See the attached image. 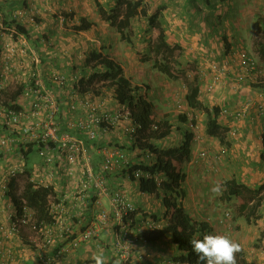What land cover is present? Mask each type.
<instances>
[{"label":"crops","instance_id":"crops-1","mask_svg":"<svg viewBox=\"0 0 264 264\" xmlns=\"http://www.w3.org/2000/svg\"><path fill=\"white\" fill-rule=\"evenodd\" d=\"M20 1L22 0H0V55L4 56L7 52V47H11L12 43L19 47V41L16 40L14 34L15 28L7 20H14L15 17L12 10L13 7L19 5ZM26 1L27 3H30V6L33 2H35L36 4L39 3V6L45 7V5L55 0ZM57 1L60 2V0ZM170 2L171 0H169L168 5L170 4ZM173 2L174 8H168L167 10L164 9L165 13L163 17L166 27L165 31L174 36L181 37L180 40H177V42L180 43L187 51H195V58L200 59L201 56H203V50L206 51V53L204 54L207 56L218 57L222 56L225 50L229 51L228 54L231 55L234 54V52H238L240 48H243L241 43L238 41V34L236 35L237 29H241L238 23V28L235 29L234 26L232 29L233 31H231L230 28H218L215 27V25L218 22L224 20L221 13L214 16L213 19L215 20V22H212V18H210L211 14L209 12H205L202 14L200 13L201 11H194L195 9L192 8V0H173ZM206 3L209 4L207 1ZM185 7L188 8L185 9ZM241 10H243V16H245L247 12H249L244 6H242ZM36 12H39V14L37 15ZM36 12L34 13V16H32L31 14H27L24 18H21L19 20L17 18L15 19L17 20V23H20V20H24L23 24L25 25V27L23 29V34L25 36H28L30 40L32 39V44L42 47V36L45 35V33L46 36L50 35L53 30V17L50 13H44L42 11V7L37 9ZM209 20L210 22H208ZM194 21H197V23L193 24ZM61 33L62 35H64L65 32L61 31ZM96 34L98 35L99 32H97ZM101 34L100 38L103 37ZM241 41L244 42L242 38ZM39 54L43 63V67L40 70L41 73H43L41 74V78L43 81H45L46 88L60 87L51 79L45 77V75L47 74V70L49 72V70L52 69L48 64L55 65L54 69L58 71H65L68 73H71V66L69 67L70 69H68L66 67V63L64 62V59H59L62 61L60 63H53L52 59L54 57V54H59V51L51 50L48 48L46 50L45 48L43 51H40ZM84 54L85 53L83 52V55ZM16 59L19 60L20 57ZM118 62L122 64L126 76L130 78V80L134 84L143 86L144 93L155 104L157 118L170 119V121L175 125L173 128V132L167 137L166 140L157 141L159 147L167 149L170 147L181 145L185 138L184 135L185 133H187L188 129H178L179 126H183L185 125V123L176 120L178 111H170V109H168V107L172 105V103H174L173 97L175 98L174 95H170L171 87L167 86V84H169L168 81H158L160 85L158 84V86L153 87V83L147 77V67L145 65H133L132 62L127 64H123L120 61ZM59 66H62V68H60ZM64 67H66V69H63ZM232 68L238 69L239 66L236 65ZM235 73L236 71L234 70L232 75H234ZM227 79L228 84H218V86L211 92L204 89L205 91H208L207 94L204 95L206 104L204 101L202 102L205 104V106H208V108H211L213 105H220L221 107H228L230 110L232 109V111H236L241 108L246 101L251 99L253 104L244 116H241V118H233L231 121V119L229 120V117H231L232 115H226L224 117V123L228 126H235L237 120H240L239 122L243 124L244 122L242 119L245 118L246 124L249 125L250 118L253 119V117H255L256 119L261 120V128H263L264 111L259 108V106L262 105L264 109V94H260L261 91H263L262 93H264V83H262L264 81L262 80V78L253 79L252 82L257 83L253 86L249 85V82H246L243 85H239V88H236L234 86L230 87L229 85V83L232 84L234 82L235 78L233 79V77L230 76L227 77ZM12 82L14 81L11 80L8 82L5 92L10 95H15L17 89L16 86L12 84ZM208 82H210V78L207 79L206 85ZM73 90L74 88L72 86L67 88L65 87L62 92H66H61L59 94L61 100H65L62 103L64 110L59 112L57 115L60 130L64 131V133H68L71 131L69 122L72 119H78L79 117L83 116L85 112L84 108L81 106L76 111L65 110L67 108V105L73 102ZM20 99L21 97L19 96L18 100ZM94 101L99 103L100 108H102L103 110L114 111L119 107L118 102L114 98V94L112 95L110 92H108V94L102 93V95L96 97V99L94 98ZM189 109L185 112H188L187 114L190 115V118L193 114L195 118H197V116L199 115H201V118H203L202 115H204V111L197 113L195 110H191V108ZM30 120L31 122L36 121L35 118H30ZM205 120L206 118L203 119V123H205ZM228 120L231 122L227 123L226 121ZM200 123L202 126V121ZM237 125H239V123ZM72 130H74V128H72ZM98 130H101V128ZM194 130L195 129H190V131L194 132V143L192 146L193 158L195 157L194 147L198 145V142L196 140L197 132ZM231 130L237 131L240 134V138L231 137L232 141H230L231 145L228 149V158L222 164L226 168L229 167L232 163L233 167H235L236 165H240L242 167V171L237 173L235 176L226 178L224 182L232 178H236L238 181L246 183L250 187H256L257 185H259V183L264 182V157L261 156L262 152H264V146L263 143L260 142L262 137L261 139L259 138L260 140L255 139L253 135V133H255L254 129H250L247 127L244 128V130L237 127H231ZM72 132L78 134V130L76 129ZM99 133L100 134H98L97 145H89L91 148L89 149V151L92 154L93 164L97 165L102 160L101 148L105 147L106 141H104V139L107 137L110 138V141L113 142V144L119 143L120 146L124 145V149L127 151L129 156H136V152L134 150L130 151L127 148L131 145L130 138L126 137L123 129L118 125L112 127L106 133L100 131ZM179 136L182 137V139L179 138L178 142L175 143L176 145L173 144L169 147H163L164 142L170 141ZM107 140L109 141V139ZM3 150V154H1L0 156V178L8 174V168L12 166L10 164L17 163L20 153H22L19 148L9 152L5 149ZM56 155L58 163L55 166V169L57 171V174L52 181L55 192L51 197V200L57 198V200L53 201L61 202L63 205L62 210L52 212L55 218L62 221L61 224H55L54 227H56V229L52 231V236L55 237L56 242L54 244L45 245V243H47L48 236H44L42 233H38L37 235L32 231L30 227L27 226L24 227L18 234L12 235L8 233L11 217L17 214L15 205L9 193L18 196V194L23 191L27 181V176L25 174H20L17 177H12L9 182L10 186L8 193L2 196V192L0 191V264H39L41 256L51 258L59 264H95L91 257L93 253L101 249L104 253L105 264H113V261L115 259L121 260L123 247L128 244L131 245L132 250L130 264L186 263V259H184L186 258V253L178 249L170 235H165L159 241L152 243L147 242L142 237H139V232L146 229L148 227V224L150 225L151 222H153L152 219H154L155 217L156 219L158 218V221H161L163 225L167 222L164 216L166 211V208L164 206V193L160 189L155 190L153 193L142 191L140 181L134 179L131 176L128 168L119 167L113 173L108 174V176L110 175L109 184L111 185V190H122V192H124L136 206V212L132 213L130 216L125 217V219L123 220L124 223H126L130 228V231H127L125 234L126 236H124L122 223L112 215V217L109 218L108 222L99 228L98 236L96 238H90L79 243L78 245H75L73 241L81 233V231L84 230V227L87 225H94L96 223L97 213L102 209H110V198L107 196H93L91 205L88 207V209L84 212L80 211V204L77 200H75V193L78 189L79 181L82 178L81 168L78 165L74 166L73 168L76 169L75 174L69 175L68 167L70 164L64 156L59 154V151H57ZM38 156L39 155L37 154L33 155L31 156V160L27 161L29 165L31 163L33 164L32 167L29 166V172H33L35 170L34 168H36L41 163L42 159L39 156L40 159L38 160ZM193 158L189 163L190 167H193L191 165L194 161ZM141 159L142 156L134 158L133 161L139 162V160ZM259 162H261V165ZM198 167L199 165H195L193 167L194 169L192 170V174L189 173V170H186L183 167V170L186 173V179L183 183L184 196L182 199L180 198V200H183L185 209L193 219L209 225L211 227L210 234H217L220 233L221 228L219 223L221 222H218L217 216H215V207H212V205L208 206V204L215 201L214 197H211V191L208 194V191L210 190L212 184V175L209 174L205 176L203 167ZM201 189L203 191H200ZM189 193H191V196H189ZM208 197L210 200L208 199ZM51 200L50 202H52ZM203 208L205 209V211L209 212L210 216L205 218V216L202 214ZM221 208H218L217 212L222 211ZM229 214V212L225 213L226 219H228ZM225 223L227 224V221H225ZM214 224H217L218 227H215L216 229L212 230V226ZM68 227L70 228L72 234H74V240H70V235L67 237V235L65 234V228ZM222 229H224V232L227 231L226 226H222ZM232 239L237 242H241L243 240V237L242 235H240V237H237V235L235 234ZM2 254H5L3 258H1ZM259 255L261 254H246L244 255V258L248 262V264H262L261 262L257 261V256ZM263 257L264 256H262L258 260H264Z\"/></svg>","mask_w":264,"mask_h":264},{"label":"rangeland","instance_id":"rangeland-1","mask_svg":"<svg viewBox=\"0 0 264 264\" xmlns=\"http://www.w3.org/2000/svg\"><path fill=\"white\" fill-rule=\"evenodd\" d=\"M97 1H99L107 11H110L116 3V0H60V2L55 0L45 5V7L39 6V3L36 4L35 2L31 4V9L33 10V12H36L37 9L42 7V11L44 13H50L53 17V30L50 36L46 37L47 44H54L52 50L59 51V54H54V57L52 59L53 63H60L62 61L59 59H64L66 67L70 69L69 67L71 66L70 70L72 71V73H68L65 71L62 72L69 78L71 82L70 86L72 87L73 82L81 75L78 69H74V66H79L80 64H82L86 55H89V53L93 50H97L100 53L105 52L104 54H107L112 59L120 61L123 64L131 62L133 63V65L143 64L147 67V77L153 83V87L158 86V84L160 85L158 81H168L169 84H167V86L171 87L170 95L175 96V98L173 97L174 103H172V105H170L168 109H170V111H178L177 115L189 109L186 99V90L188 89L187 79L197 80L200 86L202 87L200 88L201 97L199 96V102L201 105L191 110H195L197 113L204 111L205 113L204 115H202L203 118H201V115H199L197 116V118L194 117L195 123L193 125H190V123H186L185 125L178 127V129L183 128L184 130L195 129L194 131L197 132L196 140L198 142V145L196 146L197 148L194 147L195 157L193 158L194 161L191 165L193 167L195 165H199L198 168L203 167V170L205 171V176L209 174L212 175L211 188L213 187V185L220 186V191L218 193H213L211 191V188L208 191V194L211 191V197H214L215 200L213 201V203L208 204V206L212 205V207H215L216 209L215 216H217L218 222H221L219 223L221 228L220 233L226 234L230 238L235 236V234L237 235V237H240V235H242L243 237V240H240L241 242H239L241 244V251L236 254V263L240 264L241 260H245L244 255L246 254L252 255L253 253L254 255V253H260L261 255L257 256V261L264 264V260H258L259 258L264 256V204L261 206L260 212L258 211L260 215L257 216L258 214H255L252 218V221L248 222L245 217L243 215L238 214L237 211L238 206L242 202L241 198L234 197L231 201L228 202H223L220 199L225 179L231 176H235L237 173L242 171V167L240 165H236L235 167H233V163L230 164V166L227 168L223 166L222 163L228 158V149L230 148V146L227 147L226 145L222 144L217 137L208 136L206 133V125L205 123H203V119L206 118L207 113L205 110L208 107L205 106L206 99L204 95H206L208 91L211 92L212 90H214L218 86V84H228L227 77L231 76L233 77V79H236V76H238L242 71L245 70V68L242 66L240 60L237 57V53L234 52V54H231V56L228 54L229 51L225 50L222 56L210 57L205 55L204 53H206V51L203 50V56H201L200 59L195 58V51L188 50V53V51L180 43L177 42V40H180L181 37L174 36L165 31L166 27L164 24L163 16L165 10H167L168 8H174L173 0H171L169 5V0H145L148 5H150L151 12H154L157 9L161 8L159 21L164 27H162L164 29V37L169 43H176L180 47L177 52V61L179 63L177 64V66L178 70L180 71L178 73H182V75H180V78L178 79L171 78L165 74L160 73L157 69L154 68L153 65V59L156 57V53L150 52V47L152 46L153 41L160 38L159 32L153 26L151 27L150 25H148L147 21H145V19L139 15L133 21L132 41L129 42L123 40L122 38H120V35L116 31L115 26H113L110 21H108L106 18H103V16L100 14L98 10ZM206 1L207 0H192V8L195 9L194 11H201L200 13L202 14L205 12H209L211 14L210 18H212V22H215L213 17L221 13L224 20L218 22L215 27L230 28V30L233 31L232 29L234 26L235 29L238 28L237 23L240 25L239 27H241V29H237L236 31V35L238 34V41L245 49L244 51L247 52L250 57L257 62V66L259 65V67L257 68V71L259 72H251L249 73V76L254 77L253 79L262 78V80L264 81V56L260 53V42L262 41V27L264 22V0H209L211 4H207ZM242 6H244L249 11L245 16H243V10H241ZM20 8L23 7L20 5ZM186 8L188 7H185V9ZM36 13L37 15L39 14V12ZM81 17H85L87 21L95 24V26L91 28L92 30L80 29ZM208 22H210V20ZM196 23L197 21L193 22V24ZM61 31L65 32L64 35H62ZM97 32H99L98 35L96 34ZM100 34L103 36L102 38H100ZM50 37H54L53 41L50 40ZM241 38L244 42L241 41ZM83 52L85 53L84 55ZM225 62H228L227 64L229 66V73H227L224 77L221 78V80L216 84L214 89H212L211 91H205L204 89L207 90L206 86H208L213 81V77L215 75V70L213 66L220 65ZM39 64H41L40 60ZM48 65H50L51 68H55V65ZM236 65L239 66L238 69L232 68ZM36 66L37 65H35V69L37 68ZM59 67L62 68V66ZM66 67H64L63 69H66ZM232 69L236 71L234 75H232L234 71ZM45 77L48 78V74H46ZM208 78H210V82H208L206 85V81ZM235 79L234 82L232 84L229 83V85L230 87L234 86L236 88H239V85L237 84V81ZM12 84L16 86V89H18V84L16 82H12ZM103 92L106 94H108V92H110L112 95L114 94V90L110 86H104ZM142 92L144 93V91ZM4 94L5 95L1 98V101H6V98H10L11 96H13V94H7L5 90ZM19 101L21 102L23 100L20 99ZM202 101H204L205 104ZM231 115V117H229V120L231 119V121L233 118L235 119L237 117V115L235 116L234 112H232ZM229 120L226 122L230 123L231 121ZM242 120L244 122L243 124L239 122L240 120H237L235 126H228L226 124L228 127L226 141H232L231 137L240 138V134L235 130H231V127H237L243 130L247 127L250 129H254L255 133H253V135L255 139H261L262 137V139L259 140L261 143H263L264 123L263 128H261V120H258L255 117H253V119L250 118L249 125L246 124L245 118H243ZM201 121L203 123L202 126L200 123ZM27 122L31 123V120ZM238 123L239 125H237ZM74 130H72L71 127V131L68 133L71 134ZM232 131L236 133L233 134ZM108 138L104 139L106 143H110V141L107 140ZM179 138L182 139V137L180 136L172 140L169 139L170 141L163 143V147H169L177 143ZM166 139L167 138L163 140ZM84 141L86 145H88L86 140ZM157 145L159 147L158 143ZM102 149L103 148H101V150ZM202 153H205V155H202ZM33 155L36 154H32V156ZM130 157L131 160L135 158V156L133 155H130ZM39 159L40 158L38 156V160ZM150 160L146 161L145 163L149 164ZM259 163L261 165V162ZM29 166L32 167L33 164L31 163ZM183 167L184 169L189 170V173L192 174V170L194 168L190 167L189 163L183 165ZM200 191L203 190L201 189ZM189 196H191V193H189ZM218 208H221L222 211L217 212ZM226 212L230 213L228 219L225 218ZM202 214L205 216V218L210 216L209 212L205 211L204 208L202 210ZM225 221H227V224L225 223ZM222 226H226L227 231L224 232ZM215 227H218V225L214 224L212 226V230H215Z\"/></svg>","mask_w":264,"mask_h":264},{"label":"trees","instance_id":"trees-1","mask_svg":"<svg viewBox=\"0 0 264 264\" xmlns=\"http://www.w3.org/2000/svg\"><path fill=\"white\" fill-rule=\"evenodd\" d=\"M207 2L211 3L209 0H207ZM21 4H23L26 9L30 8V3H27L26 0L20 1L18 6ZM97 5L103 18H106L113 26H115L120 38L129 42L132 41L133 21L139 15L144 18L148 25L151 27L153 26L159 32L160 36L159 39L152 42V46L150 47V52L156 53V57L153 59L154 68L171 78H180L182 73H178L180 71L177 66V64H179L177 61V52L180 47L176 43H169L164 37V29L159 21L161 8L151 12L150 5H148L145 0H116L115 6L112 7L110 11H107L99 1H97ZM7 21L11 23L15 29L22 28V26L17 24L15 20ZM93 26H95L94 23L87 21L85 17H81L80 29L88 30ZM53 45L54 44L49 45L43 41V46L39 47V45H37L36 48L39 52L43 51L45 48L46 50L47 48L52 50ZM241 50L245 49L240 48L238 51ZM260 53L264 56V22L262 27V41L260 42ZM52 69L53 71L50 70L51 72L58 71L54 68ZM74 69H78L81 75L72 84L74 88L73 92H77V90L84 91L93 89L96 90L95 94L102 95L103 87L110 86L114 89L116 101L119 104H125L129 107L131 114L130 120H120L117 124L123 129L126 137H129L131 140V145L127 148L130 151L134 150L136 152V157L143 156V153L146 151L156 153L155 160H152L149 164L135 165L133 168H142L145 172H150L153 175H160L163 177V180L160 181V183L157 182L154 177L142 178L139 181L141 190L144 192L153 193L158 189L163 191L164 206L166 208L164 216L167 222L160 228L151 229V227H148V229L140 231L138 234L139 237L152 243L159 241L165 235H170L178 249L186 253V258L184 259H186L188 264H198V258L193 253L189 241L194 237L202 238L203 235L210 234L211 227L206 223L193 219L185 209L183 200H180V198L182 199L184 196L183 183L186 179L183 165L190 163L193 158L192 146L194 143V132L188 129L187 133L184 135L185 138L183 143L179 146L167 149L158 147L157 141L163 140L171 135L175 125L170 119L157 118L154 102L142 92L143 86L133 84L130 78L125 76L124 67L121 63L102 52L100 53L97 50H93L89 55H86L82 64L74 66ZM246 77V81L241 83L237 82V84L243 85L246 82H249V85L251 86L257 84L253 83L251 80L254 77H250L249 74H246ZM235 80L237 81V76ZM70 85L71 82L68 78L65 80L64 86L67 88L70 87ZM187 87L186 99L188 107L195 109L201 105L199 102L201 86L197 80L187 79ZM20 93L21 91H19L18 94L11 96L13 98L7 96L10 98H6V101H4L5 104L15 107L18 110L22 109L20 101L18 100ZM248 101L252 100L249 99ZM61 108L63 111V105H61ZM224 109L229 108L221 107L220 105H213L211 108L207 107L205 110L207 112L205 120L206 133L210 137H217L222 144L229 147L231 143L230 141H226L228 127L224 123V117L226 115H231L232 112L235 114L237 110L232 111V109H229V113H225V111H223ZM187 113L188 112L185 111L181 112L177 115L176 120L184 122L185 124L190 123V125H193L195 123L194 114L191 115L190 118V115ZM128 125H135V130L133 132H127L126 126ZM71 135L86 140L88 145H97V134L95 139L89 138L84 130H78V134L72 132ZM108 139L110 141V138ZM108 144L115 148H119L120 146L119 143L113 144L111 141ZM38 147L39 145L37 144H31L28 145L27 149H24V147L21 146L20 150L26 156L27 161H30L33 153H36L37 155L39 154ZM120 147L124 148V145H121ZM261 156L264 157V153H262ZM133 168H131L129 172H131ZM29 169V163H27L28 173ZM54 192L53 185L35 186L31 181H27V184L20 195L17 196L12 193H9V195L14 205H16L18 213H21L20 203L22 197L26 199L28 207L32 211L33 218L39 227L45 224L48 227L54 228L56 218L49 205V196L53 195ZM234 197L242 199V202L237 209L238 214L243 215L248 222H251L255 214H258L257 216L260 215L258 211L260 212V208L264 204V182L259 183L256 187H250L248 184L240 182L236 178L227 180L223 184L220 199L223 202H228ZM55 200H57V198H55ZM153 220L157 222L159 219H156L155 217ZM65 234L67 237L70 235V240H74L75 237L71 231ZM240 264H248V262L241 260Z\"/></svg>","mask_w":264,"mask_h":264},{"label":"built area","instance_id":"built-area-1","mask_svg":"<svg viewBox=\"0 0 264 264\" xmlns=\"http://www.w3.org/2000/svg\"><path fill=\"white\" fill-rule=\"evenodd\" d=\"M26 14L25 9H17L16 16H24ZM53 39V38H51ZM20 48L12 43L11 47H7V54L5 61H0V154L3 149L13 151L21 146L27 149L29 144L39 145V156L41 157V163L34 168L33 172H27V158L23 153H20L18 162L8 168V174L0 178V191L2 195H6L9 191V182L12 177H17L19 174H25L27 181H31L35 186H50L52 185L53 178L56 177L57 171L55 166L57 165L56 153L65 157L69 165V175H74L76 169L74 166H80L82 178L79 181L78 189L75 193V200L78 201L80 211H86L91 205L92 197H109L110 209H102L96 215V223L94 225H87L84 230L75 238L73 243L78 245L79 243L86 241L90 238H96L98 236L99 228L105 225L109 218L114 216L118 221L122 223V229L124 236L126 232L130 231V228L124 219L136 212V206L127 197V195L120 189L111 190L109 184L108 174L113 173L119 167H123L128 163V157L125 151L117 148H103L102 160L99 164L95 165L92 161V154L89 149L90 146L86 145L84 139L76 138L70 133H64L60 130L59 121L57 115L62 111L61 105L64 102L60 100V94L65 88V80L68 77L63 72H51L50 78L55 82L58 88H46L45 81L42 80L38 67L35 69L34 64L39 63V57L35 49L30 47L27 40L22 39ZM18 51L21 55H28L32 62L27 65H22V73L19 76H12L14 71L21 64L13 62L14 57L18 55ZM237 57L240 60L242 66L245 68L237 76V82H244L247 80L246 74L251 72L258 73L257 62L250 57V55L244 50L237 52ZM22 63V62H21ZM228 63V62H227ZM226 62L220 65H214L215 75L213 81L207 86V90L215 88L216 84L229 73V66ZM19 78L24 80L22 100L20 102L24 108L18 110L15 107L6 105L1 98L4 96V90L7 88L8 82L15 79L19 82ZM35 80V82L33 81ZM77 93V94H76ZM261 94V93H260ZM73 102L67 105L66 111H76L80 106L84 108V115L78 119H72L69 122L70 127L76 130H84L91 139L96 138L97 128L104 126L102 130L108 131L112 126L116 125L121 119L130 120V111L127 106H122L121 109L116 111H108L100 108L99 103L94 101L96 99L94 93L91 90L85 92H73ZM262 95V94H261ZM252 101H247L244 106L237 110L235 113L236 118H241L247 113ZM260 109L264 111L263 106ZM225 113H229V109H224ZM30 118H35V122H27ZM135 125L126 126L127 132H133ZM236 132H233V134ZM20 149V148H19ZM62 151V153H61ZM205 155V153H202ZM35 165V164H34ZM59 165V164H58ZM137 179L142 178L145 173L142 169H137L134 172ZM144 177L150 178L148 173ZM94 193V194H93ZM49 197V205L52 212L62 210V203L51 200ZM50 200L52 202H50ZM21 213L15 214L11 217V227L9 233L14 235L18 234L24 227L30 226L31 229L38 235L42 233L44 236H48L47 243L45 245L54 244L56 242L55 237L52 236V231L56 227H48L43 224L40 227L33 218L32 211L28 207L27 201L21 198L20 203ZM62 221L56 218L55 224H61ZM151 229L160 228L161 224L157 222H151L148 224ZM70 228H65V233H69ZM122 235V236H123ZM129 242V241H128ZM131 245H125L121 254L120 264H130L131 257ZM4 257L5 254H2ZM39 264H59L51 258L41 256ZM187 264V263H185Z\"/></svg>","mask_w":264,"mask_h":264},{"label":"clouds","instance_id":"clouds-1","mask_svg":"<svg viewBox=\"0 0 264 264\" xmlns=\"http://www.w3.org/2000/svg\"><path fill=\"white\" fill-rule=\"evenodd\" d=\"M21 6L23 7L22 9H25V11H26V14L24 15V16H21V17H19V16H16L15 15V12H16V10L17 9H21L20 8V6H16V7H13V15H14V17L15 18H17L18 20L19 19H21V18H24L27 14H31L32 16H34L35 14V12H33V10L31 9V6H30V8L29 9H26V7L24 6V5H22L21 4ZM37 14V13H36ZM14 18V20H15V22L17 23V20ZM23 21L24 20H20V23H17V24H20L21 26H22V28L21 29H15V31H14V34H15V38H16V40H18L19 42L22 40V39H25V40H27V42H28V44L30 45V47H32L33 49H35V51L37 52V55H38V57H39V60L41 61V56H40V54H39V51H38V49L36 48V45H34V44H32V39L30 40V38L28 37V36H25L24 34H23V29H24V27H25V25L23 24ZM47 36H50V35H47ZM46 33H45V35H43L42 37H43V39H42V41H44V42H46ZM51 38H53L54 39V37H50V40L51 41H53V39H51ZM20 45H21V43H19V48H20ZM237 53V52H236ZM7 54V53H6ZM6 54L3 56V55H0V61L1 62H4L5 61V56H6ZM18 57H20V59L18 60V59H16V58H18ZM13 62L14 63H16L17 65L18 64H21V65H19V67L14 71V74L12 75V76H19V74H21L22 73V70L23 69H21V66L22 65H27V64H29V63H31L32 62V60H31V58L30 57H28V55H21L20 54V52L18 51V55L16 56V57H14V59H13ZM22 62V63H21ZM36 64H34V66H35ZM39 66H40V68H39ZM37 67H38V70L40 71L41 69H42V67H43V63H42V61H41V64H37ZM46 70V69H45ZM51 71H53V69H50ZM49 70V72L47 71V74H48V78L49 79H51L50 78V73H51V71ZM59 72H62V71H59ZM1 73V72H0ZM74 74V73H73ZM40 75H41V71H40ZM19 82H17L15 79H12V81H14V82H16L17 84H18V89H17V91H16V93H15V95L16 94H18L19 93V91H21V93L19 94V96L21 97V99H22V92H23V89H24V86L26 85V84H24L23 82H24V80H22L21 78H19ZM34 82H35V80H33ZM22 89V90H21ZM88 90H91L93 93H94V95H95V97H98V96H100L99 94H95V90H93V89H88ZM114 90V89H113ZM86 90H84V91H79V90H77V92H85ZM104 93V92H103ZM5 95V94H4ZM114 98H115V96H114ZM21 102H23V101H21ZM119 104V103H118ZM20 105L22 106V104L20 103ZM122 106H127V105H125V104H119V107L116 109V110H118V109H121L122 108ZM128 107V106H127ZM22 108H24L23 106H22ZM129 108V107H128ZM116 110H114V111H116ZM109 111V110H108ZM130 111V110H129ZM130 118H131V114H130ZM121 120H123V121H127V120H124V119H121ZM29 121V120H28ZM118 124V123H117ZM116 124V125H117ZM116 125H114V126H116ZM114 126H112V127H114ZM111 127V128H112ZM101 128V130H98V129H100ZM100 128H97L96 129V131H97V137H98V134H100L99 133V131L100 132H103V133H106V132H108V131H104V130H102V128L103 127H100ZM104 143V142H103ZM29 145H31V144H29ZM115 148V147H113V146H111L110 144H108V143H106L105 142V147H102V148ZM20 149H21V145H20V147H19ZM117 149H120V150H123V151H125L126 152V154H127V157H128V163L127 164H125L123 167H121V168H128V170H130L131 168H133L135 165H140V164H146L145 162L146 161H148V160H150V162L152 161V160H155V155H156V153H154V152H152V151H146L145 153H143V156H142V159L141 160H139V162H134L133 160H131V158H130V156L128 155V153H127V151L124 149V148H117ZM133 151V150H132ZM1 154H3V152L1 153ZM39 155V154H38ZM141 157V156H140ZM135 158H138V157H136L135 156ZM153 158V159H152ZM149 162V163H150ZM137 169H142V168H137ZM137 169H132V171L130 172V174H131V176L134 178V179H136V180H141L142 178H146V177H144L146 174H150L151 175V177H154V179L157 181V182H159L160 183V181H162L163 180V177H161L160 175H153L152 173H150V172H145L143 169V172L145 173V175L142 177V178H140V179H137L136 177H135V175H134V172L137 170ZM22 174V173H21ZM20 175V174H19ZM110 176V175H109ZM150 177V178H151ZM26 184H27V181H26ZM9 186H10V184H9ZM26 186V185H25ZM25 188V187H24ZM24 190V189H23ZM211 191L213 192V193H218L219 191H220V186L219 185H213V187L211 188ZM23 192V191H22ZM21 192V193H22ZM20 193V194H21ZM20 194H18V195H20ZM3 196V195H2ZM22 198V197H21ZM19 202H20V200H19ZM15 209H16V205H15ZM16 211H17V209H16ZM17 213H18V211H17ZM230 215V214H229ZM153 220V219H152ZM10 222H11V220H10ZM153 222H155L154 220H153ZM157 223H160L161 224V227L163 226V223L160 221H157ZM10 227H11V224H10V226H9V228H8V233H9V229H10ZM28 227H30V226H28ZM31 228V227H30ZM146 229H148V227L146 228ZM33 231V230H32ZM21 232V231H20ZM34 232V231H33ZM10 234V233H9ZM15 235V234H14ZM189 243H190V245H191V248H192V251H193V253L197 256V261H198V264H237L236 263V254L237 253H239L240 251H241V244L239 243V242H237V241H235V240H233L232 238H230L228 235H226V234H220V233H217V234H205V235H203V237L202 238H200V237H194V238H192L190 241H189ZM1 258H3V256L1 255ZM92 260L95 262V264H105V258H104V253H103V250L101 249V250H99V251H97V252H95V253H93V255H92ZM186 263L188 264V262L186 261ZM113 264H120V260L119 259H115L114 261H113Z\"/></svg>","mask_w":264,"mask_h":264}]
</instances>
